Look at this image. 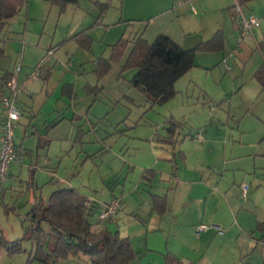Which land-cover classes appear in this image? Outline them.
<instances>
[{"label":"rangeland","instance_id":"rangeland-1","mask_svg":"<svg viewBox=\"0 0 264 264\" xmlns=\"http://www.w3.org/2000/svg\"><path fill=\"white\" fill-rule=\"evenodd\" d=\"M45 1L28 0L29 6L31 3L33 6L32 14L42 16V6L46 4ZM79 2H81L80 4L84 9H90L91 14L96 13L93 0H79ZM112 2L113 8L109 10V19L106 21L109 24L107 25L108 28L100 29L92 34L94 41L90 52L82 48L86 50L82 51V59L86 63L81 72L85 71V73L78 76L80 84H91L90 89L93 93L94 87L99 89V91H96L97 96H94V94L91 96L89 104L79 100L84 114V118L81 120L83 131H78L76 137L80 141L74 142L72 145L74 153H80L83 148L84 153H88L90 158L87 160L82 158L77 161L79 153L70 158L66 152L60 151L61 163L56 165L55 170L52 171L55 173V178L50 182V176L46 175L44 177L41 175L40 181L48 183L43 191L42 189L39 190L41 193H37L35 189L36 195H41L43 204L47 205L51 194L59 188H80L87 197L92 198L97 203L111 201L114 197L119 198L124 193L128 207L119 218L130 219L131 223L128 226H131L132 235L136 234L134 236V248L140 253L139 258L133 264H163L164 259L162 256L160 258L150 255L146 246L147 241L150 244L148 247L153 248L157 253L166 254L169 251H174L178 257H188V259H185L187 263L264 264V244L259 241L255 242V252L243 257L242 251H246L248 244L244 241L243 236L239 238V232L242 229H246L249 233L246 238H251L253 231H255L257 218L249 206L251 194H255L257 205L264 209V162L257 164L258 168L255 169L252 161L253 157L251 160L248 159L249 157H245L249 153L255 155V153L264 152V138L254 133L247 134L245 137L244 135L240 136V134H237V122L222 127L219 120L212 116L210 112L213 108V102H219V100H212V96L217 95L216 87L211 79H206L205 74L201 76L195 89L180 91V87H178L180 92L175 99L165 105H158L153 108H150L147 104L143 94L130 87L129 82L136 71L121 72L127 56L120 63H112L109 71L99 81L95 74L98 59L101 57L109 58L112 53V45L123 37L122 35H125V38L132 39L130 35L135 27H133V22H129V20L138 21L140 19L138 17L142 16L141 12L151 13L150 6L157 4V2H163V0H112ZM262 2L264 3V0H255L254 4L258 7V4L260 6ZM70 6L64 12L60 11L62 17L59 14L55 15L54 11L52 15L49 14V19L45 17L43 22H37L36 18L31 21L33 32L32 35L27 34L26 40H23L20 35L23 31L21 19L19 21L15 19L16 21L9 23L3 35L5 37L3 46L5 56L0 59V91L3 87V77L5 75L3 69H7L6 67L9 64L6 57L11 58L10 67L14 68L15 59L24 48L21 41H25V49L30 51L33 44L37 43L41 33H43L45 23L49 31L55 29L60 23L57 33L59 38L63 29H67L69 25L72 26L74 19H76L75 21L78 20L75 17L73 7L70 8ZM49 8L50 5L47 4L46 11H49ZM56 8L58 7L54 6L53 10L59 9ZM248 8L250 9V6ZM248 8H244L245 13L252 15ZM123 11L126 15L122 20L123 22L120 25H114L119 22ZM48 13L50 11L44 15H48ZM254 15H257V13H254ZM88 22H90V25L93 23L92 18L89 16H87L83 27H86L85 25ZM134 24L139 26L137 22ZM106 31H108L107 34ZM238 42L237 39V45ZM77 69H79V66H77ZM81 90L83 88H80L79 92ZM84 94L87 97V94ZM233 97L234 94L232 93L228 96L226 102H222L221 107L217 108L218 113L228 114ZM80 98H82L81 94ZM88 109H90L89 113H87ZM172 113L180 118L183 117L184 113L186 114V118L180 120L181 131L185 127L188 130H185L184 134H182L183 131L181 132L179 144L174 154L178 156L181 150V152L186 153L188 159L186 162L178 160V178L171 176L173 173L172 165H159L160 175L156 180L149 181L151 184L150 190L155 194H168V189L172 187L169 194V198L172 199V191L176 188L178 180H189V183L191 182L195 186L189 187L190 190L192 188L191 192H193L194 197L203 201L205 197L209 199L208 210L203 223L210 226L211 219L223 221V224H218V222L212 224L219 225L226 230L223 237L218 236L213 230L201 237V233L198 234L196 229L200 222L195 224H191L192 222L183 223L180 219L173 220L168 213L164 216L155 214L151 219L153 196L144 190L138 189L141 172L145 168L149 169L151 167L156 152L161 153V150L158 149L159 141L154 139L156 134L167 135L165 128L170 127L169 117ZM205 127L208 128V133L199 132L205 138L204 143L188 139L190 131H193L195 135L197 131L205 129ZM19 142L22 143L21 138ZM26 145L30 144L27 143ZM68 149L70 150L71 147ZM126 152L128 153V159L131 158L129 154L133 155L130 163L132 166L137 165L135 173H129L127 170L122 176L121 174L118 176L116 173L110 177L108 173L114 169L116 164L112 154L116 153L122 157ZM135 156H137L136 160ZM75 162L77 163L76 166ZM18 166L15 173H20L18 174L19 180L14 179V181H11L14 188L6 190L7 194L4 196L0 194V231L10 241L25 237V230L29 223H26L28 225L25 227H22V223L26 220L27 213L35 203V194L34 197L32 194L30 203L28 202L29 197L23 200L25 199L24 194L28 193L29 190L27 189V183H22V181H29L32 178H29L27 168H21L20 164ZM242 182L252 185L247 203H244L237 193V186ZM260 185L261 191L256 194ZM18 200L19 202H17ZM11 203L13 206L18 205L17 210H14L15 212L9 210ZM140 206L143 209L142 216H140L148 219L146 227L139 220L130 216ZM236 210L240 212L238 219H236ZM7 211L10 212L6 213ZM98 219L99 212L96 211L95 216L92 218L94 226H96ZM194 220L195 218L192 219V221ZM113 224L112 229H116V224ZM146 228L149 231H154V233L147 234L145 232ZM43 241L51 248L55 242V235L47 226L45 227ZM168 241H170L169 248L167 246ZM248 241L251 242V239H248ZM31 247V242L23 241L25 252L12 258L8 256L7 250L0 249V264H28ZM223 252L224 254H222ZM144 255L145 257H143ZM34 264L43 263L36 262ZM59 264H90V259L84 255H82L81 260L69 256L61 260Z\"/></svg>","mask_w":264,"mask_h":264},{"label":"crops","instance_id":"crops-1","mask_svg":"<svg viewBox=\"0 0 264 264\" xmlns=\"http://www.w3.org/2000/svg\"><path fill=\"white\" fill-rule=\"evenodd\" d=\"M96 1H100L101 3L110 2L111 8H113L112 0H93V3ZM178 1L179 0H163V2H157V4L150 6L151 13L147 14L141 12L140 14H142V16L138 17L140 18L138 21L129 20V22H133V27H135L130 38L133 39L142 35L143 38L152 43L157 37L163 35L171 38L185 49H194L198 45L210 41L218 32H223L226 44L225 50L212 53H196L195 68L176 84V90L179 93L184 89L187 91L192 88L195 89L196 85L200 82L201 76H204L205 74L207 76L206 79H211V82L216 87L217 95H213L212 100H219V102H213V108L210 112L212 113V116H215L216 119L219 120L222 127L229 126L232 122H237V134H240V136L244 135L245 137L247 134L254 133L264 138V87H262L260 82L256 79L257 72L264 67V3L262 2V5L259 6L258 4V7H256L254 4L255 1H253L248 5L241 7L243 12L245 7L248 8V6H250V9H248L252 15L257 13V15L254 16L259 18L262 22L260 29L257 30L253 36L246 38L242 44H239L238 42L237 45V39L239 41L240 34V23L235 9L236 0H190L176 9ZM45 3L46 4H43L42 6V16L32 14V3L30 6L29 3H27V6L22 12L17 17L11 19L8 22V25L9 23L16 21L15 19H18V21L21 19L20 22H23V31L20 35L23 40H26L27 34L32 35L33 27L31 21L35 20V18L38 20L37 22H43L44 18L46 17V19H49V14L52 15L54 11L55 15L59 14L61 17L63 16L60 13V9L56 8L58 10H53L54 6L47 1H45ZM80 3L81 2L70 6V8L73 7L78 22L74 19L72 26L69 25L67 29H63L59 38L57 37V33L60 28V23L51 31H49V28H47V24L45 23L43 33H41L37 43L35 45L33 44L30 51L25 49V41H21L24 48L21 54L16 57L14 68L12 66L10 67L11 58L6 57L9 64L6 67L7 69L3 70H5V75L7 74L12 80L16 79L18 82V103L22 117L18 123L15 134V146L18 159L11 164L7 180L3 184L0 183V194L2 196L7 194L6 190H12L14 188L11 181H14V179L19 180L18 174L20 173L17 174L15 172H17L18 165L20 164L21 168H27L28 176L29 178H32V180L29 181H22V183H27V189L29 190L28 193L24 194L25 199L23 200H26L27 197H29L28 202L30 203L32 201V194L33 197L35 194V203L40 198L43 200L41 195H36L35 189L37 190V193H41L39 190L42 189L43 191L48 182L45 183V181H40V176L43 175L45 177L48 175V177H51L49 179L50 182H52L55 178V173L52 171L55 170L54 168L56 165L61 163L59 157L60 153L66 152L70 158H72L74 154L76 155L79 153H74V147L72 146L74 142L80 141L77 139L78 137H76L78 131H83L81 120L84 118V114L82 113L83 109L79 100H83L82 102L89 104L91 96L93 95L92 90L90 89L91 84H80V79L78 77L85 73V71L82 73L81 70L86 63L82 59V51L86 50H83L76 42H70L61 47H58V44L93 27L99 22L97 27H93L89 32V36L94 41L92 34H95L100 29L104 30V28H108L107 25H109L106 22L107 19H109V11L103 19L99 20L100 11L96 6V13L91 14L90 9H84ZM47 4L50 5V13L44 15L49 12L46 11ZM193 8L196 9V13L193 12ZM76 13L78 16H76ZM243 13H245V11ZM87 16L92 18L93 23L90 25V21L85 25L86 27H83L84 22L87 20ZM125 16V11H123L119 22L114 25H120ZM262 16L263 18H261ZM135 22H137L139 26L135 25ZM107 32L108 31H106V34ZM122 36L125 38V35ZM91 49L88 51L90 52ZM130 49L131 46L125 57L128 55ZM77 66H79V69H77ZM39 74H41V76ZM42 77L46 79L44 80ZM178 87H180V91H178ZM80 88H83L81 92H79ZM84 93L87 94V97ZM232 93L234 94V97L230 102V110L228 114L218 113L217 108H220L222 102H226L228 96ZM7 94V84L3 82V87L0 91V137L3 131V119L5 118V109L1 103V99ZM80 94L82 98H80ZM89 112L90 109H88L87 113ZM169 118L170 123L176 120L180 122V120L182 121L186 118V114L184 113L183 117L180 118L172 113ZM185 128L182 130L183 132L180 131V135L181 132L184 134L185 130H188ZM165 131L168 134L167 128H165ZM199 132L208 133L209 131L207 127L197 131L195 135L193 134V131H190L188 139L204 143L205 138L203 134H199ZM199 135L203 136V141L198 140L197 136ZM179 136L177 137L178 141ZM166 137L167 135L161 136L160 134H156L154 140L159 141L158 149L161 150V153L156 152L151 167L149 169L145 168L144 171L141 172L138 189L144 190L153 196L150 214L152 215L151 219L155 214L164 216L168 213L173 220L180 219L183 223L188 224L192 222L191 224H195L200 222L199 225L197 224L198 228L200 225L205 224L203 222L207 214L209 199L205 197L203 201L202 199L194 197L193 192H191L192 188L191 190L189 189L193 184L191 182L189 183V180H178L176 188H173L174 190L172 191V199L169 198L172 187L168 189V194H155L150 190L151 184L149 181L152 182L156 180L160 175V170L158 169L159 165H172L173 173L171 176L173 178H178V160L180 159L179 161L186 162L188 159L186 153L183 151L181 152V150L179 155L176 156L174 152L177 146L166 144L164 142ZM20 138L22 139V143L19 142ZM184 139L186 140L187 138ZM27 143L30 145L27 146ZM69 147H71L70 150L68 149ZM80 151L81 152L77 156V161L82 158H85V160L90 158L88 153H84L83 148ZM110 152L112 153V150ZM127 154V152L124 153V156L122 157L118 156L116 153L112 154L116 164L114 165V169L108 173L110 177L114 176L116 173L118 176H120V174L122 176L127 170L129 173H135L137 165L135 164L132 166L130 163L133 155L129 154L131 158L128 159ZM245 157H249L248 159L250 160L253 157L252 161L255 169L257 164L264 162V152L255 153V155L249 153ZM136 159L137 156H135V160ZM74 164L76 166L77 163L75 162ZM150 170L153 172L149 173ZM12 171L13 173H11ZM146 171L148 172L146 173ZM117 181L119 180L117 179ZM243 184H245V182H242L237 186L239 197L240 187ZM249 186L252 190V185ZM8 187H10V189H8ZM75 189H78L87 197L80 188ZM259 191H261V185L256 194ZM134 192L136 193V191ZM87 198L91 200L93 204L98 206L96 211L99 212V219L96 226H93L92 231L94 233H100L104 230H108L112 233L118 232L121 238L130 239L134 248V236H136V234L133 236L131 233V226H128L131 221L128 218H119L128 207L124 193L123 195H120L119 198L114 197L113 200L104 203H97L92 198ZM114 200L121 202V209L115 217L111 218L109 221L102 222L100 219L101 211L106 205L112 203ZM247 201H249V197ZM247 201L243 202L247 203ZM17 202H19V200ZM17 206H13L11 203V205H9V210L15 212L14 210H17ZM249 206L257 219L255 221V231H253L251 238H246L249 236L246 229H242L239 232V238L243 236L244 241L248 244V248L245 249L246 251H242L243 257H247L255 252V242L259 241L264 244V238H262L261 233L257 230L258 224L264 222V209H261L259 205H257L255 194H251ZM141 207L142 206L131 213L130 216L139 220V222L146 227L148 219L141 217V212H143ZM10 211H7L6 213H9ZM235 212L236 219H238L240 212L239 210H236ZM194 218L195 220L192 221ZM214 222H218V224H223L224 222L220 219L210 220V226L221 228L224 231V234L221 235L217 229L211 228L208 231L201 233V237L203 234L209 233L211 230L216 232L220 237L225 236L226 230L219 225H212ZM26 223H22V227L27 226L28 224ZM113 223L116 224V229H112V225H114ZM145 232L147 234L154 233V231H149L147 228ZM248 239H251V242L248 241ZM149 245L150 244L147 241L146 246L150 255L153 257L162 256L164 259L165 254L157 253L153 248H149ZM167 246L169 248L170 241L167 242ZM33 250L34 245L32 244L30 258ZM167 253L176 255L174 251H169ZM222 254H224V252ZM139 255L140 253H138V258ZM143 257H145V255ZM179 258L186 264H193L185 261V259H188L186 256ZM36 262L38 261L33 263H29L28 261V264H34Z\"/></svg>","mask_w":264,"mask_h":264},{"label":"trees","instance_id":"trees-1","mask_svg":"<svg viewBox=\"0 0 264 264\" xmlns=\"http://www.w3.org/2000/svg\"><path fill=\"white\" fill-rule=\"evenodd\" d=\"M52 6H57L64 12L69 5L78 4L79 0H46ZM255 0H236L235 9L243 7ZM28 0H0V59L5 56L4 32L8 22L17 17L27 6ZM100 11L99 20L103 19L111 8L110 2H94ZM96 23L93 27H97ZM93 27L80 32L76 36L58 44L64 46L76 42L83 49L90 50L93 39L89 32ZM121 72L136 71L130 80V87L136 89L146 98L150 108L162 106L176 98L178 92L176 84L195 68L196 53H212L224 51L226 48L225 35L218 32L210 41L198 45L194 49H185L167 36H159L150 43L142 35L133 39L122 37L111 47L109 58L101 57L97 61L95 74L99 81L106 75L112 63H120L128 52ZM41 76V74H39ZM38 75V76H39ZM44 80L46 78L42 77ZM256 79L264 87V67L257 74ZM12 78L7 74L3 82L7 85ZM97 96L96 87L93 88ZM181 123L172 121L167 128V137L164 142L177 146ZM148 171H146L147 173ZM153 171L150 170L149 173ZM89 199L78 189L60 188L49 197L47 205L40 198L28 213L23 223H29L25 230V237L14 241L8 240L0 231V249L7 250L8 256L24 253L23 241L32 242L34 250L29 263L35 261L43 264H59L69 256L80 259L82 255L89 257L90 264H133L138 259L130 239L121 238L118 232L104 230L94 233L92 218L98 206L87 205ZM49 227L55 242L53 247L47 246L43 238L45 227ZM257 230L264 238V222L258 224ZM163 264H186L172 253L164 255Z\"/></svg>","mask_w":264,"mask_h":264},{"label":"built area","instance_id":"built-area-1","mask_svg":"<svg viewBox=\"0 0 264 264\" xmlns=\"http://www.w3.org/2000/svg\"><path fill=\"white\" fill-rule=\"evenodd\" d=\"M188 1L190 0H179L176 9ZM193 12L196 13L195 8H193ZM236 13L240 23L239 44H242L246 38L253 36V34L260 29L262 21L253 15L243 13L241 7L236 8ZM7 88L8 94L1 99V103L5 109V118L3 119V131L0 137V183L7 180L11 164L18 159L15 146V134L18 123L22 117L18 103L19 86L17 80L13 79L9 82ZM197 137L199 141H203L202 135ZM250 190L251 188L247 184H243L240 187V197L243 201L248 200ZM90 204H92L91 200H89L87 205L90 206ZM121 207L122 204L118 200H114L112 203L106 205L100 213L101 221L106 222L115 217ZM211 228L217 229L221 235L224 234L221 228L211 227L205 224L200 225L197 228V232L200 234Z\"/></svg>","mask_w":264,"mask_h":264}]
</instances>
